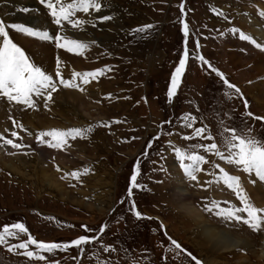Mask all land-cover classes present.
Returning a JSON list of instances; mask_svg holds the SVG:
<instances>
[{"label": "rangeland", "instance_id": "rangeland-1", "mask_svg": "<svg viewBox=\"0 0 264 264\" xmlns=\"http://www.w3.org/2000/svg\"><path fill=\"white\" fill-rule=\"evenodd\" d=\"M255 1L257 4L258 2L264 4V0H183V19L188 25V36L186 37L185 33L181 31V0H114L112 14L115 19L102 25L106 27L105 30L115 28V36H117L106 40L100 39L102 36L97 34V39H100L97 41L101 46H93L85 56L68 53L64 49H56L53 43L40 41L48 44L54 54H52V73L49 74L54 75L55 73L57 56L64 63L67 61L68 69H63V76L66 79L70 78L71 72L74 70H92L105 64H110L114 68L112 72L106 73L98 81H92L89 85L84 86V91L60 86L56 92L67 90L79 94L86 111H89L94 119L82 125L74 124L76 120L70 112L67 118L71 125L62 128L95 125L98 121H122L119 124H112L110 128L97 126L91 135L95 140L99 139L104 146L102 147L103 152H96L98 167L95 169L101 170L102 173L107 171L114 178V187H105V190H109L107 202L112 204V207H107L108 203L104 205L100 213L87 211L85 206L95 207L96 205L93 199L96 190L93 191L92 188L91 194L86 193L90 188L85 191L86 178L94 171L91 170L87 174L82 173L80 178L73 179L72 183L67 180V177L61 179L64 175L61 170H57V167L60 169L65 166L59 161V159L61 161L63 159L57 155L66 149L57 150L50 149L46 145H37L34 138L28 136L29 130L26 125L28 116L33 112L42 111L40 117H47L49 109L56 105V93L53 94L54 100L48 108L44 107L42 99L37 109L15 104L9 105L6 100L0 99V116L2 117L0 123L4 125L0 135L8 139H15L11 137V132L16 131L23 143L31 145L30 149L20 152H16L10 146L2 147V157L6 163L15 161L14 163L18 164L20 162L18 165L24 169L17 172V170L12 171L0 165V226L6 223L23 222L29 233L38 240L66 242L79 235H95L99 232L101 225H107L100 239L104 245L113 246L116 249L114 252L105 253L100 243H93L86 246L83 253L75 247L64 251L55 250L53 254L42 253L49 261H58L59 264H98L100 260L111 261L112 264H195L191 257L184 254L174 259L175 253L166 252L165 249L170 246L168 237L175 239L182 248L192 253L203 264L201 253L206 256L210 254L206 250L207 242L196 231V226L192 221H189L187 217H184L182 213L166 202L168 180L166 171L159 169L162 167L166 169L165 156L169 139L179 147L202 142L198 138H194L192 141H185L182 138L184 135L191 134V129L181 127L179 118L183 113H191L202 118L203 122L210 127L213 135L220 131L219 121L223 120L228 126L252 127L254 135L264 138V120L245 117L244 120L247 122L244 123L241 119V114L246 111L244 100H247V111H250L253 117H264V59L261 70L258 71L252 65V61L258 55L264 56V51L256 48L249 41L241 40L239 32L230 31L234 27L238 28L246 35H251L257 43L264 45V42L247 31L246 26H241L239 21L235 20L240 13L246 14L245 7L249 4L255 11L254 14L260 13V8L256 6ZM33 2L40 9L39 14L42 13V18H45L48 28L54 30L55 26L51 24L47 9L40 5L38 0H33ZM8 6L11 7V4L9 3ZM213 9L223 12L224 16L217 15ZM2 14L3 12L0 10V18L4 19V14ZM8 16H10L9 13H7ZM257 18L261 21L264 19L260 14ZM4 20L6 23L26 24L22 21ZM145 23L155 25L154 30L146 39H140L136 35L130 34L132 28ZM99 24L101 25V23ZM88 29L98 33L96 27L88 26L86 30ZM68 31L69 33H78V35L85 32L72 30L70 26ZM221 32L224 34L221 35ZM10 34L12 33L10 32ZM17 35L23 36L22 34ZM29 39L39 41L36 38ZM81 39L88 40L85 37ZM16 41L18 40L15 38L14 42ZM185 42L188 50L185 69L181 74L177 94L169 103L166 95L167 87L170 83L171 73L177 66L181 54L184 53ZM228 48L232 50H228ZM105 51L110 55H102ZM27 53L32 57L28 50ZM231 54H234L235 67L229 62ZM198 56H203L213 67L222 72L230 83L236 85L243 94V100L235 94L231 99L225 97L223 82L211 71L208 64H202L197 59ZM97 83L99 84V93L95 98V92L90 88ZM108 93L112 94L111 98H107ZM92 94L93 96H91ZM60 103L65 108L69 106L63 101ZM225 113H228L233 119L225 117ZM10 116L11 119H9ZM96 116L99 119H96ZM51 119L54 122H62L61 118L56 119L54 114ZM170 119L171 124L164 125L163 131L172 132L173 135L171 137L161 135L159 140L153 142L147 155H143L148 140L161 131L157 125ZM21 124L24 126L23 129L19 126ZM196 126H200L199 119ZM134 136L140 137V139H132ZM216 139L219 143L218 135ZM85 141L86 139L77 138L75 141H70V145L72 147L75 143H84ZM17 142L21 141L17 140ZM91 145V143L86 145L87 157L93 156ZM161 149H166L163 153L164 159L157 155ZM169 150L171 151V149ZM13 152L15 154H10ZM38 154H42L43 160L49 163V173L51 171L62 182L64 198L58 195L57 199H51L50 196L56 195V190L50 188L47 191L44 183L38 184L33 180L34 177H32L33 179L30 177L29 170L32 166L30 163H32V158ZM18 157L20 160H15ZM138 158L140 164L137 182L142 187L133 189L130 200L127 193L131 170ZM174 161L176 162L175 157ZM220 163L230 174H241L238 169L227 166L223 162ZM176 164L179 168L177 162ZM207 171L210 175L209 173L213 169L209 167ZM215 171L219 172L218 169ZM210 177L213 180V176L210 175ZM91 183L94 184V180ZM258 183L260 184V182ZM194 184L195 182H190L186 178L185 185L188 186L192 194L196 193V190L198 191ZM261 184L264 187V183ZM94 186L100 190L104 189L102 182ZM217 187H219L217 192H214V184L213 192L209 189L207 192L202 191L201 195L194 199V204L211 223L239 237L249 238L255 247H258L264 240V230L252 231L242 221H224L220 217L204 211V205L209 204L212 200L218 201L221 207L228 206L226 201L237 207L240 206L232 190L222 183L217 184ZM37 188L40 189L37 190ZM80 192L85 194L81 195ZM249 198L251 199L250 196ZM133 201L138 211L145 216L153 217V219H137L129 210V205ZM251 201L253 202L252 199ZM161 222L166 226L167 236L164 234L165 230L160 228ZM166 222L171 225L172 232ZM81 225L86 228H82ZM89 229L90 232L87 231ZM26 238L27 234H20L19 239L9 238L7 245H0V264H44V262L30 260L24 255L18 254L22 250H8V245L19 243ZM33 247L30 246V250ZM237 253L246 256L248 264L262 263L246 250ZM227 258L226 264H236L235 257L229 254Z\"/></svg>", "mask_w": 264, "mask_h": 264}, {"label": "snow or ice", "instance_id": "snow-or-ice-1", "mask_svg": "<svg viewBox=\"0 0 264 264\" xmlns=\"http://www.w3.org/2000/svg\"><path fill=\"white\" fill-rule=\"evenodd\" d=\"M38 3L47 9L48 16L51 18V24L55 26L54 30L46 27V22L44 24L27 25L24 23H6L4 19L0 18V99L6 100L9 105L15 104L32 109L38 108L41 99L44 107L48 108L49 104L54 100L53 94L58 91L60 86L66 89L84 91V86L89 85L92 81H98L106 73L114 70L112 65L105 64L92 70H74L71 72L70 78L66 79L63 76V68L67 67V65H65L59 56L56 58L54 75L49 74L45 69L37 66V63L34 62L33 58L27 53V50L18 41L14 42L15 34H22L27 38H36L39 41L53 43L56 49H64L68 53L85 56L93 46L100 47L101 45L95 39L83 40L68 35V27L70 26L72 30L83 32L88 26L95 28L97 23L103 24L113 21L115 19V16L112 14L114 0H38ZM180 7L181 31L187 37L188 25L183 19V0H181ZM18 11L26 14L36 13L39 15L38 9H30L29 7L21 6L18 8ZM213 11L219 16H224L223 12L217 11L216 9H213ZM105 12L108 14H103ZM259 14L261 17H264V11ZM154 27L155 25L153 24L145 23L132 28L130 34H134L140 39H146L151 31L154 30ZM230 31L233 33L239 32V38L241 40L249 41L256 48L264 51V45L257 43L251 35H246L243 31L235 27L230 29ZM220 34L223 35L224 33L221 32ZM198 47L199 44L197 42ZM102 55H110V53L105 51ZM187 56L188 50L185 42L184 53L181 54L177 66L172 71L170 83L167 87L166 95L169 103L173 101L174 96L177 94ZM197 59L202 64H208L211 71L223 82L225 86V97L231 99L235 94L243 100V94L240 92V89L230 83L222 72L213 67L203 56H198ZM111 97L112 94L108 93L107 98ZM244 108L246 111L241 114V119L244 123L247 122L244 120L245 117H252L254 120H264V117H253V114L247 111V100H244ZM197 111H199L198 108ZM224 115L228 119H233L228 113ZM9 119H11V116ZM198 119L200 126L197 127ZM179 120L183 129H191L190 135H184L182 137L185 141H192L194 138L202 141L200 143L189 144L187 147L175 146L171 139L167 141V146L174 153L175 160L184 177L190 182H195L194 186H204L200 184L198 174L204 173L210 167L213 171L209 174L213 176V180L206 181L205 183L208 185L213 182L217 184L222 183L235 193L236 199L240 204L237 207L235 204L226 201L225 203L228 206L221 207L218 201L212 200L209 204L204 205V211L212 213L224 221H242L252 231L264 230V207H257L245 191L241 177L230 174L220 163L223 162L227 166L234 167L242 173L248 174L250 183H256L257 181L264 183V138L254 135L252 127L241 126L237 128L235 126H228L223 120L219 121L220 131L216 135H213L210 127L203 122V119L191 113H183ZM119 123H122V121H98L95 125L88 124L80 127H52L47 130L36 131L35 133L28 131V136L34 138L37 145H46L50 149L65 150L71 147L70 141H75L77 138L81 140L89 139L95 127L110 128L112 124ZM166 124H171V119L162 121L161 124L157 125L161 131L156 136H153L152 139L148 140L143 155H147L148 150L153 146V142L159 140L161 135H167L169 137L173 135L172 132L163 131L164 125ZM19 126L22 129L24 128L22 124ZM217 135L220 138L219 143L216 139ZM11 137L15 139H8L0 135V147L10 146L16 152L31 148V145L22 142V138L18 136L16 131L11 132ZM132 139H140V137L134 136ZM17 140L21 142H17ZM165 150L161 149L157 153L161 159H164L163 153ZM10 154H15V152ZM139 164L140 160L138 158L131 170L127 193L130 200L133 189L142 187L137 182ZM216 169L219 170L218 174L215 171ZM57 170H60L59 167H57ZM159 170L166 171L163 167ZM90 171L91 168L85 166L82 170H73L70 173H65L61 179H65L66 177L79 179L82 173L87 174ZM129 210L137 219H153V217L145 216L138 211L134 201L130 203ZM81 227L86 228L84 225H81ZM106 227L107 225H101L99 232L95 235H79L66 242H45L34 238L23 222L6 223L0 226V245H7L9 238L19 239L20 234H27L25 240L8 245V250H22L18 254L24 255L30 260L34 259L39 262H44V264H59L58 261H49L42 253L53 254L55 250L64 251L73 247L83 253L86 246H90L93 243H100L105 253L114 252L116 249L113 246L104 245L100 239ZM160 228L165 230L164 234L167 236L166 226L162 222ZM87 231L90 232L91 230L89 229ZM168 239L170 246L165 251L175 253L174 259L184 254L191 257V260L195 261V264H201L199 259L182 248L181 244L175 239L171 237H168ZM30 246L34 247L30 250ZM98 264H112V262L100 260Z\"/></svg>", "mask_w": 264, "mask_h": 264}, {"label": "bare ground", "instance_id": "bare-ground-1", "mask_svg": "<svg viewBox=\"0 0 264 264\" xmlns=\"http://www.w3.org/2000/svg\"><path fill=\"white\" fill-rule=\"evenodd\" d=\"M9 3L11 4V7L8 6ZM255 4L257 7L260 8L261 12L264 11V4H261L259 2L257 4V1H255ZM21 6L29 7L30 9L37 8L33 0H0V10L4 14L3 18L6 20L8 19V21H22V22H25L27 25L44 24L46 22L45 18H42V13L41 15L40 14L37 15L36 13L26 14V13L19 12L18 8ZM37 9L40 12V9L39 8ZM254 12L255 11L253 10L252 6L249 4V6L245 7L246 14L244 15L240 13L239 15L236 16L235 20L239 21L241 26H244V27L246 26L245 28H247V31L249 33L255 35V37H257L259 40L264 42V23H263L264 19L262 21L259 20L257 18L259 16V13H257L256 15L254 14ZM7 13H9L10 16L7 17ZM236 14H238V12H236ZM101 25L97 23L96 28L98 30V33L97 32L95 33L88 29L80 35H78V33H72V32L69 33L68 31V35L74 38H77V37L84 38L85 37L88 39H95V40H100L103 38L107 40L108 38L115 36V33H116L114 30L115 28L105 30L104 28L106 27L104 25L102 26ZM46 27H48L47 24H46ZM97 34H100L102 37L100 39H97ZM15 38L16 40H18V42L21 45H23L30 52V54L32 55V58L34 59V62L37 63V66H40L42 69H45L48 73H52L51 69L53 65L52 64L53 63L52 62L53 51H52V48L48 44H44L37 40H32V39H29L23 36H19L17 34H15ZM228 50H232V49L228 48ZM263 59H264V56L258 55L252 61L253 67L258 69V71L261 70L262 68L261 64L263 62L262 61ZM66 62H65V65H67ZM229 62L232 63L234 67L236 66V63L234 61V54L230 55ZM63 69L66 70L68 68L64 67ZM98 88H99L98 83L97 85H94L90 88V89H93V91L95 92L94 94L95 98L98 96L97 94L99 93ZM91 96H93V94ZM61 101L65 102L66 104L68 103L69 104L68 108L67 107L65 108V106L61 105L60 103ZM55 102H56V105L53 106L51 109H49V112H47V114L44 113L47 115V117H43V116H42L43 118L40 117V114L42 113V111L39 113L33 112L31 113V115L28 116L26 125L29 131L35 132L36 130H47L52 127L62 128V127L69 126L71 125V122L69 121V118H67V115L70 114V112L75 117L76 123L74 124L79 123L82 125L89 121L94 120L92 116L90 115L89 111H86L82 97L73 91H67V90L61 91L60 90L55 95ZM54 108H56L57 110H55ZM53 114L56 116V119L61 118L62 122L61 123L54 122L51 119ZM1 119L2 117L0 116V122H1ZM96 119H99V117H97ZM3 129H4V125L0 123V131L1 130L3 131ZM90 143L92 144L91 152L93 153V156L87 157L86 156L87 153L85 151L86 145ZM102 147L104 146L102 143H100L99 139L95 140L91 136L89 139H86L84 143H75L72 145L71 148H68L65 151H63V153H59L57 155L59 158L63 159L62 161L59 159L60 163L62 165L64 164L65 166V167H60V170L62 171L63 175L65 173H70L73 170H78L80 168L82 169V167H85V166L90 167L91 170L94 171L91 175H89L86 178L85 191H88V189L90 188L89 192H86V193L91 194L93 191L96 190L94 192L95 196L93 197L96 205L94 207L92 205L86 204L87 206L85 207L87 211L95 212V213L96 212L100 213L103 210L104 205L109 203L107 202L108 200L107 193L109 192V190H105V187H108V186L114 187L115 185L114 178L112 177V175L110 176L109 172L103 171L102 173L101 170L95 169L96 167H98V163L96 161L97 159L96 152L97 153L98 151L103 152ZM41 151L43 152V150ZM2 156H3V150H2V147H0V165L1 166L7 167L8 169L12 171L17 170V172L19 170L24 169L21 165H18L20 162L16 164L14 163L15 161L13 162L11 161L10 163L7 162L8 163L7 164L6 160ZM15 160L19 161L20 159L18 157ZM165 161H166V178L168 180L167 189L165 188L167 190L166 202L169 203L171 206H173V208H175V210H177L179 213H182L184 217H187L189 221H192V223L196 226V231L200 235H202L203 239L207 242L206 244L208 246H207V249L206 248L205 249L208 250L210 254L206 256L205 254L200 252L203 257L202 258L203 263L204 264H226L228 262L227 256L230 254L231 256L236 258V261H235L236 264H248L246 256H243L237 253V252H240L241 250H246L247 252L255 256L258 261L260 262L262 261L261 264H264V240L261 242L259 241L260 245L258 247H255V244H253L249 240V238L239 237L231 233L230 231L220 228L214 223H211L210 220H208L204 216L203 212L194 204V199H196V197L198 198L201 195L202 191L204 192L205 190L207 192L209 189L213 192L212 190L213 184H214V189H215L214 192H217L219 188L217 187V183L215 184V182L210 185L205 183L206 181L212 180L210 175H208V171H207L208 168L206 169L204 173H200L198 176V180L200 184L204 186H200V187L196 186L198 191L196 190V193L192 194V192L189 191L188 186L185 185L186 178L184 177L182 171H180L176 162L174 161L173 152H171L169 148H167L166 150ZM30 164L32 165L31 170H29V172H31L30 177L31 178L34 177V179L33 178L32 179L38 184L44 183L46 185L45 190L49 191L50 188H54L56 190V195L50 196L51 199L53 198L57 199L58 195L62 198L65 197L64 196L65 192L63 191V188H62L63 187L62 182L56 176H54V174L51 173V171L49 173L50 165L46 160H43L42 154H38L35 156V158H32V163ZM73 167H75L73 170L70 169ZM218 173L219 172H217V174ZM21 174H22V171H21ZM26 175L28 176V174ZM239 176L241 177V182H242V185L245 191L247 192V194H249L248 196L251 197L255 205L257 207H264V187L263 185L261 183L259 184L258 182L250 183L249 182L250 177L248 174H244L241 172ZM73 179L74 178L67 177V180L70 181L71 183ZM92 180H94V184L91 183ZM101 182L104 185L103 190H100L98 189L97 186H94V185H97V183L100 184ZM92 188H93V191L91 192L90 190ZM39 189L40 188H37V190ZM80 194L84 195L85 193L80 192ZM107 207L109 208L112 207V204L109 203ZM161 221L165 223L162 219ZM166 225L168 226L169 230L172 232L173 230H172L171 225L168 222H166Z\"/></svg>", "mask_w": 264, "mask_h": 264}, {"label": "crops", "instance_id": "crops-1", "mask_svg": "<svg viewBox=\"0 0 264 264\" xmlns=\"http://www.w3.org/2000/svg\"><path fill=\"white\" fill-rule=\"evenodd\" d=\"M202 263H203V260H202ZM204 264V263H203Z\"/></svg>", "mask_w": 264, "mask_h": 264}]
</instances>
